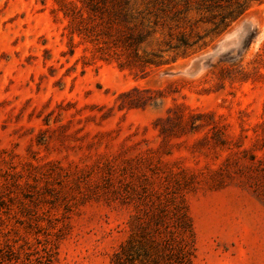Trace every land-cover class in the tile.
Segmentation results:
<instances>
[{"label":"rangeland","instance_id":"rangeland-1","mask_svg":"<svg viewBox=\"0 0 264 264\" xmlns=\"http://www.w3.org/2000/svg\"><path fill=\"white\" fill-rule=\"evenodd\" d=\"M92 3L0 0V249L108 264L130 217L181 205L191 264H264V0L188 48L136 31L140 59Z\"/></svg>","mask_w":264,"mask_h":264},{"label":"trees","instance_id":"trees-1","mask_svg":"<svg viewBox=\"0 0 264 264\" xmlns=\"http://www.w3.org/2000/svg\"><path fill=\"white\" fill-rule=\"evenodd\" d=\"M92 1L91 6L96 8L94 1L98 0ZM100 1L108 13L112 30L123 40L126 50L140 59L139 46L143 37L135 34L136 31L155 30L169 22L176 23L175 28L180 29L183 24L189 31H181L179 43L170 48H188L202 39L196 31L199 23L211 26V33L221 35L246 13L251 3L261 0H148L143 11L137 10V0ZM193 16L198 18L192 23ZM127 227V237L111 254L108 264H191L193 227L181 205L170 209L153 208L144 216H132ZM51 257L52 247L47 244H41L24 259L14 253L12 247H6V251L0 249V264H50Z\"/></svg>","mask_w":264,"mask_h":264}]
</instances>
